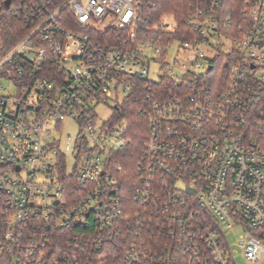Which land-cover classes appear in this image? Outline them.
<instances>
[{"label":"built area","instance_id":"1","mask_svg":"<svg viewBox=\"0 0 264 264\" xmlns=\"http://www.w3.org/2000/svg\"><path fill=\"white\" fill-rule=\"evenodd\" d=\"M158 1L22 2L0 57V264H236L234 228L264 264V0H187L178 38L172 15L146 16ZM164 79L128 194L115 107Z\"/></svg>","mask_w":264,"mask_h":264},{"label":"trees","instance_id":"2","mask_svg":"<svg viewBox=\"0 0 264 264\" xmlns=\"http://www.w3.org/2000/svg\"><path fill=\"white\" fill-rule=\"evenodd\" d=\"M24 0H12L11 6L5 5L6 0H0V57L8 52L26 33V27L19 18V8ZM30 1V0H29ZM232 0H227V4ZM189 5L187 0H159L158 6L153 11H147L146 16L152 18L153 24H158L167 15H172L177 26L176 36L186 30L187 11ZM226 57H220L214 62L213 73L210 80H220L224 76ZM171 89V82L164 79L161 85L152 84L146 80H140L136 90L119 105L114 113L115 122H124L128 126L129 137L133 143L128 146L115 161V165L123 166L125 176L121 182L123 190L128 194L135 184L134 178L139 163L142 159L143 148L149 135V122L142 116L141 110L146 107L148 96L158 94L161 89ZM151 90V91H150Z\"/></svg>","mask_w":264,"mask_h":264},{"label":"rangeland","instance_id":"3","mask_svg":"<svg viewBox=\"0 0 264 264\" xmlns=\"http://www.w3.org/2000/svg\"><path fill=\"white\" fill-rule=\"evenodd\" d=\"M176 48H177V45H175L174 48L171 50L170 56H169L170 59H174ZM204 51L207 54V56H213L214 54V52H212L209 48H206V47L204 48ZM158 69H159V66L157 64H154L152 66V75L148 77L149 80L157 81ZM122 99L123 98L121 97L120 101ZM111 107L113 106L110 104L108 106L105 105L97 109L102 121L108 120L109 117L112 115L113 110ZM77 132H78L77 127L73 125L69 129H67V131L64 133V136H63V139H64L63 144L66 141H68L67 136H66L67 133L71 134L72 139H74L77 135ZM244 234L245 232L241 228H234L233 230L227 232L230 249L234 255V260L236 264H253L247 261V259L244 256L243 250L239 245L240 239Z\"/></svg>","mask_w":264,"mask_h":264},{"label":"water","instance_id":"4","mask_svg":"<svg viewBox=\"0 0 264 264\" xmlns=\"http://www.w3.org/2000/svg\"><path fill=\"white\" fill-rule=\"evenodd\" d=\"M12 0H6L5 5L9 8L11 6ZM115 109H118V107H115Z\"/></svg>","mask_w":264,"mask_h":264}]
</instances>
